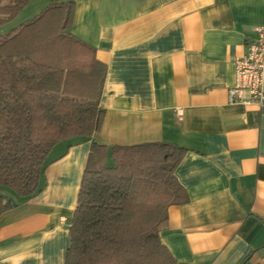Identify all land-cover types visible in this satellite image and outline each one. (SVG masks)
I'll return each mask as SVG.
<instances>
[{
	"label": "crops",
	"instance_id": "obj_1",
	"mask_svg": "<svg viewBox=\"0 0 264 264\" xmlns=\"http://www.w3.org/2000/svg\"><path fill=\"white\" fill-rule=\"evenodd\" d=\"M74 1L69 33L107 66L104 123L51 151L41 193L10 197L0 264H65L93 142L188 151L176 171L188 202L167 210L160 232L177 264H264V110L230 104L227 94L236 58L264 25V0Z\"/></svg>",
	"mask_w": 264,
	"mask_h": 264
},
{
	"label": "trees",
	"instance_id": "obj_2",
	"mask_svg": "<svg viewBox=\"0 0 264 264\" xmlns=\"http://www.w3.org/2000/svg\"><path fill=\"white\" fill-rule=\"evenodd\" d=\"M29 2L0 0V28ZM75 7L52 3L0 35V218L16 208L10 197L42 192L56 146L102 129L107 66L69 33ZM89 151L65 264H177L160 232L167 210L188 202L176 176L188 151L166 142Z\"/></svg>",
	"mask_w": 264,
	"mask_h": 264
},
{
	"label": "built area",
	"instance_id": "obj_3",
	"mask_svg": "<svg viewBox=\"0 0 264 264\" xmlns=\"http://www.w3.org/2000/svg\"><path fill=\"white\" fill-rule=\"evenodd\" d=\"M253 32V37L246 42L244 55L235 60V85L227 94L230 104L264 110V25L254 28Z\"/></svg>",
	"mask_w": 264,
	"mask_h": 264
},
{
	"label": "rangeland",
	"instance_id": "obj_4",
	"mask_svg": "<svg viewBox=\"0 0 264 264\" xmlns=\"http://www.w3.org/2000/svg\"><path fill=\"white\" fill-rule=\"evenodd\" d=\"M37 2H39V1L37 0ZM45 7H46V4L45 3H44V6L43 5H38V3H31V4L29 3L28 6L24 9L26 11L23 10L21 13H19L20 15L12 23H10L8 25H5L2 28H0V33H7V32H9V30L11 29V27L17 26L19 23H21L23 21V19L25 18L26 15L28 17L34 19V17L36 15H38L39 13H41V11L43 9H45ZM37 10H39V12L36 13ZM23 12H25V13H23ZM26 22H23V23H26Z\"/></svg>",
	"mask_w": 264,
	"mask_h": 264
},
{
	"label": "water",
	"instance_id": "obj_5",
	"mask_svg": "<svg viewBox=\"0 0 264 264\" xmlns=\"http://www.w3.org/2000/svg\"><path fill=\"white\" fill-rule=\"evenodd\" d=\"M9 201H11V202L13 203L14 206H16V204H15L16 202L14 201L13 198H10Z\"/></svg>",
	"mask_w": 264,
	"mask_h": 264
}]
</instances>
